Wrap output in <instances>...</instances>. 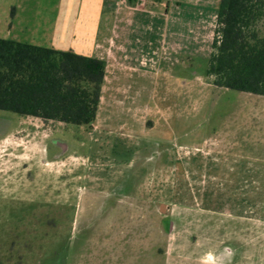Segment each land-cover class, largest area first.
I'll return each mask as SVG.
<instances>
[{
    "label": "rangeland",
    "instance_id": "1",
    "mask_svg": "<svg viewBox=\"0 0 264 264\" xmlns=\"http://www.w3.org/2000/svg\"><path fill=\"white\" fill-rule=\"evenodd\" d=\"M194 64L146 82L147 135L0 111V264H264V190L200 175L228 121L264 123V97L206 87Z\"/></svg>",
    "mask_w": 264,
    "mask_h": 264
},
{
    "label": "crops",
    "instance_id": "2",
    "mask_svg": "<svg viewBox=\"0 0 264 264\" xmlns=\"http://www.w3.org/2000/svg\"><path fill=\"white\" fill-rule=\"evenodd\" d=\"M220 1L0 0V39L103 61L106 75L92 127L105 142L127 129L147 135L146 120L136 112L142 111L139 94L147 91L153 74L181 63L196 69V60L209 62ZM228 122L210 142L209 167L200 165V175L206 172L210 178L201 188L210 184V189L246 190L249 198L250 190H264V166L253 167L250 161L264 163V123ZM252 144L260 145L254 154Z\"/></svg>",
    "mask_w": 264,
    "mask_h": 264
},
{
    "label": "trees",
    "instance_id": "3",
    "mask_svg": "<svg viewBox=\"0 0 264 264\" xmlns=\"http://www.w3.org/2000/svg\"><path fill=\"white\" fill-rule=\"evenodd\" d=\"M264 0H221L207 76L220 88L264 96ZM106 64L73 52L0 39V111L92 127Z\"/></svg>",
    "mask_w": 264,
    "mask_h": 264
},
{
    "label": "built area",
    "instance_id": "4",
    "mask_svg": "<svg viewBox=\"0 0 264 264\" xmlns=\"http://www.w3.org/2000/svg\"><path fill=\"white\" fill-rule=\"evenodd\" d=\"M119 1L128 3L130 0H119ZM142 65H145V62H142Z\"/></svg>",
    "mask_w": 264,
    "mask_h": 264
},
{
    "label": "flooded vegetation",
    "instance_id": "5",
    "mask_svg": "<svg viewBox=\"0 0 264 264\" xmlns=\"http://www.w3.org/2000/svg\"><path fill=\"white\" fill-rule=\"evenodd\" d=\"M166 222H168V221H166ZM169 226H171V224H169ZM229 261H230V263H233V260H232V259H230ZM199 262H200V261H199Z\"/></svg>",
    "mask_w": 264,
    "mask_h": 264
}]
</instances>
